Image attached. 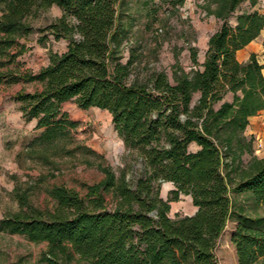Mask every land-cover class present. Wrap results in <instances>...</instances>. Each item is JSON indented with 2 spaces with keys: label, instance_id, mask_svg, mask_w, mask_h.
Segmentation results:
<instances>
[{
  "label": "trees",
  "instance_id": "1",
  "mask_svg": "<svg viewBox=\"0 0 264 264\" xmlns=\"http://www.w3.org/2000/svg\"><path fill=\"white\" fill-rule=\"evenodd\" d=\"M186 1L160 3L176 9ZM260 4L204 0L203 11L220 25L204 63L192 48L196 68L176 70L172 82L164 71L140 69L139 42L124 60L128 0H0V86L35 85L14 96L22 118L38 131L25 145L26 157L46 163L79 151L97 157L70 146L78 124L64 106L73 103L109 112L126 151L141 165L128 178L126 169L116 173L84 160L103 174L100 182L86 185L85 195L49 188L53 209L20 196L19 211L0 220V233L46 243L40 261L47 264H219L216 247L231 222L238 264L264 262V158L255 155V137L246 135L250 119L264 110V65L255 54L246 63L237 59L264 29ZM52 7L61 16L37 26ZM33 36L41 46L67 42L66 51L50 52L37 73L19 63ZM164 183L174 186L166 200ZM182 195L197 211L171 218L170 204Z\"/></svg>",
  "mask_w": 264,
  "mask_h": 264
},
{
  "label": "rangeland",
  "instance_id": "2",
  "mask_svg": "<svg viewBox=\"0 0 264 264\" xmlns=\"http://www.w3.org/2000/svg\"><path fill=\"white\" fill-rule=\"evenodd\" d=\"M144 2L128 0L124 9L122 23L128 29L121 47L124 60L128 59L130 48H139L140 45L138 54L144 62L140 69L146 65L150 70L164 71L172 82L176 70L191 73L196 68L191 60V49L197 48L198 57L202 59L211 31L219 22L203 11L204 0H187L176 9L161 6L160 0L143 6ZM261 3L264 5V0ZM247 7V3L243 4L241 11ZM60 16L61 11L52 7L38 19L37 26H46ZM35 40L36 36H33L31 51L19 59L23 71L37 73L47 65L50 52L63 53L67 48L64 40L52 39L45 46L38 45ZM22 90L33 92L35 85L0 86V220L19 211L20 196L34 207L53 209L54 203L46 193L49 188L66 186L85 195V186L100 182L104 176L97 169L85 165L84 160L102 162L116 173L126 169L128 178L136 176L141 165L135 163L126 151L109 112L97 108L82 110L73 103L64 106L69 117L78 124L73 132L74 144L70 146L82 145L97 157L84 156L79 151L74 156H52L48 163L28 159L25 145L36 132L34 122H26L22 118L20 105L14 100L16 93ZM131 165H134L132 170L129 168ZM173 189L171 183L162 184L161 196L168 199ZM170 205L171 218L195 213L189 196L182 195ZM232 230L230 222L219 239L216 247L219 264H238L235 246L230 241ZM46 251V243L34 244L23 236L0 233V264H47L40 261Z\"/></svg>",
  "mask_w": 264,
  "mask_h": 264
},
{
  "label": "crops",
  "instance_id": "3",
  "mask_svg": "<svg viewBox=\"0 0 264 264\" xmlns=\"http://www.w3.org/2000/svg\"><path fill=\"white\" fill-rule=\"evenodd\" d=\"M260 8H261L262 13H264V5L262 3L260 4ZM216 21H218V20L216 19ZM219 25H220V22L218 25H216V29L219 27ZM216 29L211 31L210 36L216 31ZM210 36H209V38H210ZM209 38H208V41H209ZM208 41L206 44V48L204 51L203 58L200 59L198 57V63L199 64H203L205 61V55H206V51H207ZM253 54H255L257 56L260 64L264 65V29L262 30L260 35L254 41H252L245 48L238 51L237 59L241 63H246L250 59L251 55H253ZM227 100L230 101L231 96H228ZM34 124L36 125L35 122H34ZM35 132H36V134L34 135V137L37 135L38 131L35 130ZM246 135L255 137V139H256L255 155L258 158H264V110H262L256 116H254L250 119V123L248 125L247 130H246ZM196 211H197V209L195 208V213H196Z\"/></svg>",
  "mask_w": 264,
  "mask_h": 264
}]
</instances>
